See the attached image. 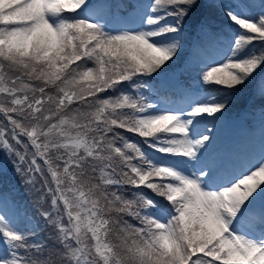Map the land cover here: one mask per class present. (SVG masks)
I'll use <instances>...</instances> for the list:
<instances>
[{"label":"snow or ice","instance_id":"6c2138e0","mask_svg":"<svg viewBox=\"0 0 264 264\" xmlns=\"http://www.w3.org/2000/svg\"><path fill=\"white\" fill-rule=\"evenodd\" d=\"M261 73L264 0H0V155L34 210L0 193V264H264V146L217 128Z\"/></svg>","mask_w":264,"mask_h":264},{"label":"rangeland","instance_id":"374dc122","mask_svg":"<svg viewBox=\"0 0 264 264\" xmlns=\"http://www.w3.org/2000/svg\"><path fill=\"white\" fill-rule=\"evenodd\" d=\"M222 3H232L233 0H221ZM213 15L216 17V20L218 21V23L220 24V21H224L223 18L219 15V10H214ZM215 23V22H213ZM223 24H228L227 22L224 21ZM229 25V24H228ZM232 27V26H231ZM227 37L231 38V36L226 35ZM210 54H212L210 52ZM195 62H193L194 64ZM188 74V73H187ZM191 76L193 77V79L196 78V72L193 71L190 73ZM261 108L257 107L256 112L254 113V116L256 118H259V110ZM237 114V112H231L230 115L235 116ZM259 122L258 120L255 121H251L249 120L247 117H245L244 115H242V113H240L237 117L235 118H223L221 120V122L217 125L218 128V138H222V136H225L228 132H230V128L231 126H233V123H239L238 127L241 129L240 135L238 137V139H240V145L246 144L248 142H252L256 137L259 136V134H261L260 132H258V128L256 127V124ZM219 145H223V142H220ZM15 176L10 175L7 176L5 178V180H9L14 178ZM5 215H7V217L9 218V221L13 222L16 220V217L11 215L10 213H5ZM21 220H23L21 218ZM18 228H20V225L17 226Z\"/></svg>","mask_w":264,"mask_h":264},{"label":"trees","instance_id":"16d2710c","mask_svg":"<svg viewBox=\"0 0 264 264\" xmlns=\"http://www.w3.org/2000/svg\"><path fill=\"white\" fill-rule=\"evenodd\" d=\"M214 10L215 9H212V8H210V7H206V5H205V7L203 8V9H201L200 10V13H198V15L199 14H205V15H207L210 19H211V21L212 20H214L215 19V16L213 15V13H214ZM186 27V32H188L189 34L186 36V39H185V46L186 45H188V44H190L191 43V41H192V39H193V35H191V33H190V28H189V25H186L185 26ZM257 41H254V44L256 43ZM255 47H257V48H259V47H261V44H259V45H256ZM185 49H186V47H184ZM184 52H185V50L182 52V53H180V57H181V60L183 59V57H184ZM186 58V55H185V57H184V59ZM184 59H183V61H184ZM182 61V62H183ZM250 87V86H249ZM248 87V88H249ZM238 98L239 99H242V98H244V100L245 99H247V97L245 96V91H244V89L239 93V95H238ZM3 119V117L2 116H0V120H2ZM0 161H2V163H3V173L2 174H0V180L1 179H4L6 176L5 175H12L13 174V176H15L16 178H17V176L14 174V172H13V166H12V164L11 163H9L7 160H5V159H3V156L2 155H0ZM41 165H43V161L42 160H40V161H38ZM5 167H7L8 169H9V171H11V172H7V171H5ZM18 179V178H17ZM37 179H39V175H37ZM19 180V179H18Z\"/></svg>","mask_w":264,"mask_h":264}]
</instances>
